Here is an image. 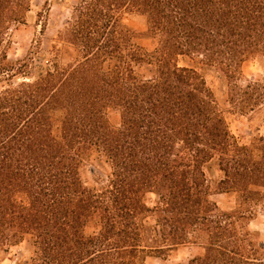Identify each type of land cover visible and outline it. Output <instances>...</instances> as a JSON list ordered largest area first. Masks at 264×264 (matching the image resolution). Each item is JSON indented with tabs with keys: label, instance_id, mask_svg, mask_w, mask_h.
Segmentation results:
<instances>
[{
	"label": "trees",
	"instance_id": "16d2710c",
	"mask_svg": "<svg viewBox=\"0 0 264 264\" xmlns=\"http://www.w3.org/2000/svg\"><path fill=\"white\" fill-rule=\"evenodd\" d=\"M57 2L70 10L59 40L77 55L16 83L32 60L11 61L8 37L32 0H0V249L31 238L16 264H169L182 246L203 251L176 264H264L251 228L264 211V132L251 123L264 118V76L240 82L244 63L264 58V0ZM201 66L223 73L249 140ZM94 156L109 166L94 170L98 185L82 172Z\"/></svg>",
	"mask_w": 264,
	"mask_h": 264
},
{
	"label": "rangeland",
	"instance_id": "374dc122",
	"mask_svg": "<svg viewBox=\"0 0 264 264\" xmlns=\"http://www.w3.org/2000/svg\"><path fill=\"white\" fill-rule=\"evenodd\" d=\"M47 0H32L31 10L27 17L25 24L16 25L10 31V50L9 58L11 61L31 56L32 64L27 70V75H19L14 79V82H21L25 79H34L37 77L42 68L46 69L53 66L58 60L59 62H69L75 58L77 52L75 49L67 44H63L59 40V33L66 25L70 18V10L67 6H63L57 0H51L47 6ZM129 24L136 28L139 32H146V25L142 19L132 18L128 20ZM138 42L149 49L155 47V41L148 38H140ZM60 53V58L58 55ZM153 66L144 65L139 68L140 72L149 75L153 71ZM201 71L206 77L208 85L215 92L221 106L230 110L227 112V119L230 123L232 132L241 137L245 135L244 140H249L251 131L248 128V116H242L231 111V106L227 101V82L223 73L218 68H209L206 66L200 67ZM244 76L241 78V84H246L248 80H258L264 76V58L250 60L243 65ZM30 73V74H29ZM30 75V76H29ZM29 77V78H28ZM5 83L0 82V91L3 89ZM109 118L114 125L120 122V115L117 111L111 110ZM254 127L260 126L264 132V118L257 116L251 122ZM98 170L99 174L103 175L109 170V166L98 156H94L92 164H86L83 167V176L85 181L91 185H98L94 178L93 172ZM217 177L219 172L214 170ZM104 176V175H103ZM257 190L264 192V188L257 187ZM155 195H149V201L152 203L155 200ZM213 199L219 200L223 206L234 203V198L229 195L213 196ZM96 226L92 225L86 229L87 233H93ZM252 230H257L260 238L264 240V211H259L257 219L251 223ZM32 250V240L27 238L22 244L13 246L8 250L0 249V264H16L20 259H26L30 256ZM203 250L195 246H182L171 256L169 264H176L177 262H187L193 256L201 253ZM147 264H161L158 258H150Z\"/></svg>",
	"mask_w": 264,
	"mask_h": 264
}]
</instances>
